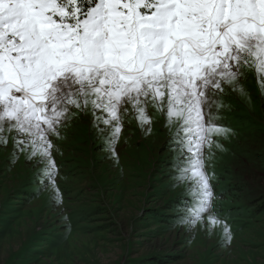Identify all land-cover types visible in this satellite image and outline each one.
Segmentation results:
<instances>
[{
  "label": "snow or ice",
  "instance_id": "obj_1",
  "mask_svg": "<svg viewBox=\"0 0 264 264\" xmlns=\"http://www.w3.org/2000/svg\"><path fill=\"white\" fill-rule=\"evenodd\" d=\"M246 70L264 107V0H0V146L11 135L13 156L39 154L41 183L58 203L61 129L90 115L116 156L124 118L149 130L151 106L174 126L178 179L191 182L178 219L203 225L207 216L209 234L223 223L228 245L203 150L230 131L213 109L225 87L245 93Z\"/></svg>",
  "mask_w": 264,
  "mask_h": 264
},
{
  "label": "rangeland",
  "instance_id": "obj_2",
  "mask_svg": "<svg viewBox=\"0 0 264 264\" xmlns=\"http://www.w3.org/2000/svg\"><path fill=\"white\" fill-rule=\"evenodd\" d=\"M240 85L244 94L225 87L213 109L230 131L203 150L212 214L229 226L230 244L223 223L209 234L207 216L203 225L178 219L187 215L181 200L191 197V182L178 179L184 160L174 126L149 106V130L124 118L116 156L90 115L61 129L53 151L58 203L41 183L39 154L13 156L8 136L0 146V264H264V209L251 217L231 209L264 197L262 93L251 70Z\"/></svg>",
  "mask_w": 264,
  "mask_h": 264
},
{
  "label": "trees",
  "instance_id": "obj_3",
  "mask_svg": "<svg viewBox=\"0 0 264 264\" xmlns=\"http://www.w3.org/2000/svg\"><path fill=\"white\" fill-rule=\"evenodd\" d=\"M182 196H185V197H182L181 202L183 204H188L189 206H191L192 197L188 196V194H183ZM263 198L264 197H261L257 200L256 199L247 200L244 203L232 206L231 209L241 210L242 212L247 213L248 217H251L252 214L256 212H261L264 209Z\"/></svg>",
  "mask_w": 264,
  "mask_h": 264
}]
</instances>
